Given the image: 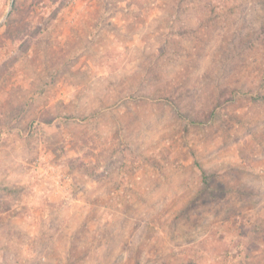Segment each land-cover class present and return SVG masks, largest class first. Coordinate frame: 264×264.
<instances>
[{
	"label": "rangeland",
	"instance_id": "374dc122",
	"mask_svg": "<svg viewBox=\"0 0 264 264\" xmlns=\"http://www.w3.org/2000/svg\"><path fill=\"white\" fill-rule=\"evenodd\" d=\"M12 1L0 264H264V0Z\"/></svg>",
	"mask_w": 264,
	"mask_h": 264
},
{
	"label": "trees",
	"instance_id": "16d2710c",
	"mask_svg": "<svg viewBox=\"0 0 264 264\" xmlns=\"http://www.w3.org/2000/svg\"><path fill=\"white\" fill-rule=\"evenodd\" d=\"M232 12V11H231ZM215 14H218V12L217 13H215Z\"/></svg>",
	"mask_w": 264,
	"mask_h": 264
},
{
	"label": "water",
	"instance_id": "95a60500",
	"mask_svg": "<svg viewBox=\"0 0 264 264\" xmlns=\"http://www.w3.org/2000/svg\"><path fill=\"white\" fill-rule=\"evenodd\" d=\"M13 1H14V0H13ZM13 1H12V4H13ZM12 4H11V5H12Z\"/></svg>",
	"mask_w": 264,
	"mask_h": 264
}]
</instances>
